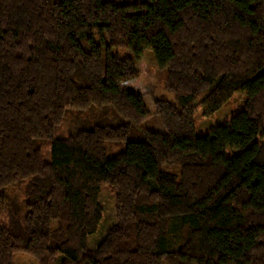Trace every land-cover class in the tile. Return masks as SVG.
Instances as JSON below:
<instances>
[{
	"label": "trees",
	"instance_id": "obj_1",
	"mask_svg": "<svg viewBox=\"0 0 264 264\" xmlns=\"http://www.w3.org/2000/svg\"><path fill=\"white\" fill-rule=\"evenodd\" d=\"M104 184L116 219L89 249ZM0 215V264H264V0H0Z\"/></svg>",
	"mask_w": 264,
	"mask_h": 264
},
{
	"label": "rangeland",
	"instance_id": "obj_2",
	"mask_svg": "<svg viewBox=\"0 0 264 264\" xmlns=\"http://www.w3.org/2000/svg\"><path fill=\"white\" fill-rule=\"evenodd\" d=\"M116 52L121 56H133V51L127 47L116 48ZM139 67V65L136 63ZM142 68L146 73L151 75L150 81L144 85L142 92V99L146 108L152 112V114L145 118L142 125L146 128L154 129L159 131L163 130L161 122L158 115L154 112V101L157 99H166L174 102L175 97L172 92H170L165 87V81L167 77V68L158 67L153 58L152 51L149 49L144 50V60L142 62ZM245 98V93L236 92L231 95V97L224 103L219 109L213 112L209 116H203L201 114V109H198L195 115V130L197 134H204L209 129L214 127L219 122L228 119L231 115L238 112L243 105V99ZM69 117V116H68ZM68 117L65 123L62 125V131H66L69 120ZM125 144L116 145L112 151H108L107 155L111 156L124 148ZM240 148H228L226 150L227 154H236L240 152ZM48 153V152H47ZM49 156V153H48ZM162 169H172L176 172V167L171 168L169 165L164 164ZM20 185L11 186L8 188V193L13 194L19 188ZM99 201L103 207L102 218L99 223L97 230L87 237V247L89 249L94 248L98 242L105 236L108 228L115 221V193L106 184L100 187ZM6 219L4 216L0 215V222L5 223ZM13 264H40L33 257L25 254L23 252H18L13 255ZM165 264V263H162Z\"/></svg>",
	"mask_w": 264,
	"mask_h": 264
},
{
	"label": "crops",
	"instance_id": "obj_3",
	"mask_svg": "<svg viewBox=\"0 0 264 264\" xmlns=\"http://www.w3.org/2000/svg\"><path fill=\"white\" fill-rule=\"evenodd\" d=\"M159 130V129H158Z\"/></svg>",
	"mask_w": 264,
	"mask_h": 264
}]
</instances>
